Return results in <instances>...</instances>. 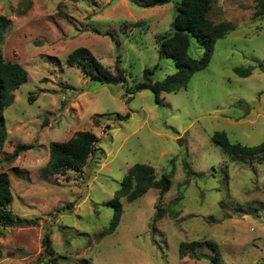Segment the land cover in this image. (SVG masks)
Instances as JSON below:
<instances>
[{"label": "rangeland", "instance_id": "1", "mask_svg": "<svg viewBox=\"0 0 264 264\" xmlns=\"http://www.w3.org/2000/svg\"><path fill=\"white\" fill-rule=\"evenodd\" d=\"M174 3L145 9L136 0H0L8 23L1 57L28 75L3 111L0 173L10 181L13 216L35 222L0 226V264H211L215 255L217 264H264V153L231 157L211 142L224 132L234 144H264V16H255V0H215L209 19L234 30L215 42L204 70L156 103L149 90L134 88L145 69L156 67L152 82L176 72L157 47L171 33ZM77 48L111 72L117 66L125 83L92 82L69 68L65 60ZM188 54L203 55L194 38ZM235 68L252 74L240 78ZM81 131L95 134L98 151L80 172L48 175L49 144ZM17 145L32 149L9 161ZM135 164L152 167L156 178L169 175L170 189L157 207L154 189L120 199L116 229L101 235ZM191 242L200 246L179 258V245Z\"/></svg>", "mask_w": 264, "mask_h": 264}, {"label": "trees", "instance_id": "2", "mask_svg": "<svg viewBox=\"0 0 264 264\" xmlns=\"http://www.w3.org/2000/svg\"><path fill=\"white\" fill-rule=\"evenodd\" d=\"M145 9L164 6L174 0H136ZM215 0H175V14L171 22V33L161 37L157 41L158 55L160 58H169L173 61L176 72L166 76L160 82H152L151 76L155 71L145 69L142 73L143 83L135 86V91L149 90L159 103L161 92L170 93L184 88L191 77L204 70L213 55L215 42L224 38L235 26L229 22L213 23L208 15ZM255 16H264V0H255ZM8 23L0 17V43L2 32ZM191 38L203 47V55L193 59L188 54ZM69 68L76 67L80 73L89 81L107 85H119L125 83L122 71L115 66L114 71L103 67L96 58L86 49L77 48L72 51L65 60ZM233 73L240 78H247L252 74L251 68H235ZM26 70L17 63L3 61L0 53V145L6 137L4 127L3 111L8 108L14 100L13 93L27 81ZM32 99H29L31 101ZM237 103V106H241ZM128 114L120 116V120H127ZM211 142L220 147L223 152L231 157H254L264 153V144L245 147L240 144L231 143L224 132H215ZM98 138L89 131L76 132L73 137L63 143L52 142L49 144V158L45 165V172L52 176H63L68 172H80L87 161L97 151ZM30 145H17L8 160L17 158L21 153L31 150ZM187 175L189 172L186 173ZM170 176L167 174L156 178L154 169L145 164H135L127 172L121 181L119 188L113 196L110 205L115 206V214L109 228L102 233L111 234L116 229L122 213L119 204L120 199L132 202L149 190H158L159 204L161 197L170 189ZM12 202L10 181L5 173H0V226L4 228H26L34 226L35 222L26 221L13 216L9 207ZM154 215V222L159 220L160 213ZM208 243V242H207ZM211 250L214 244L208 243ZM200 246L198 242L181 243L178 255L183 258L187 251H194ZM44 251L49 247V239L43 238ZM213 247V248H212ZM217 255L211 260V264H217Z\"/></svg>", "mask_w": 264, "mask_h": 264}]
</instances>
